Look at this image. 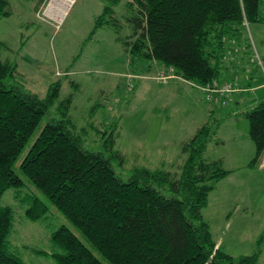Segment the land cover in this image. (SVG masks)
I'll return each instance as SVG.
<instances>
[{
	"label": "trees",
	"instance_id": "obj_1",
	"mask_svg": "<svg viewBox=\"0 0 264 264\" xmlns=\"http://www.w3.org/2000/svg\"><path fill=\"white\" fill-rule=\"evenodd\" d=\"M102 1L90 34L110 26L133 57L160 61L204 86L218 78L225 56L236 55V43L251 52L248 37L242 36L244 23H264V0ZM120 4L130 28L124 37L116 15ZM9 15V1L0 0V17ZM4 46L0 40V197L13 189L31 221L45 219L53 206L110 264H259L264 237L256 239L251 253L233 256L216 246L202 215L209 192L230 172L218 160L204 158L216 130L214 120L203 122L182 145L178 174L135 165L123 180L111 162L124 160L114 148V133L104 139L108 154L83 148L70 127L72 94L60 98L59 80L51 82L43 96L26 89L15 63L1 57ZM51 110L59 117L40 128L18 165L19 173L18 157ZM244 116L255 147L247 165L261 161L264 170V100ZM21 175L41 195L22 193ZM14 212L12 206L0 204V264H30L9 241ZM49 238L51 250L35 252L49 255L55 264H104L64 224L51 230Z\"/></svg>",
	"mask_w": 264,
	"mask_h": 264
},
{
	"label": "rangeland",
	"instance_id": "obj_2",
	"mask_svg": "<svg viewBox=\"0 0 264 264\" xmlns=\"http://www.w3.org/2000/svg\"><path fill=\"white\" fill-rule=\"evenodd\" d=\"M8 1L10 15L0 17V40L5 44L1 57L15 63L17 78L26 89L43 96L48 85L59 80L60 98L72 94L70 127L81 137L83 148L108 154L104 139L110 131L114 133V148L124 160L111 162L121 179L127 180L135 165L178 174L184 160L182 145L204 121L211 120L215 121L216 132L207 143L204 158L218 160L224 168L241 165L247 151L245 145L251 144L247 119L224 112L229 102L223 107L218 105L211 116L206 111V107L210 108L208 102L214 98L222 100L230 92L220 95L205 91L206 85L181 78L174 68L160 61L133 57L110 26L97 27L90 34L95 17L102 11V0ZM124 14L125 7L120 4L116 15L124 27L120 31L123 37L130 32ZM244 25L242 36L248 37L251 52L241 42L234 45L239 51L223 58L219 76L213 80L219 85L243 82L246 69L255 76L251 83L264 78V23ZM257 91L264 93V87ZM55 117L59 114L51 110L42 118L16 161L17 171L35 135ZM245 167L237 168L239 173L234 178L217 181L208 194V204L202 208L213 239L221 241L236 256L252 252L255 236L264 237V175L248 172L240 177L241 172H247ZM21 176L25 182L22 193L41 195ZM13 195V189L5 190L0 204L14 208L9 241L24 261L55 264L49 255L35 250L50 251V231L64 224L97 258L110 264L53 206L45 219L31 221L23 214L24 205ZM260 248L258 262L264 264V238Z\"/></svg>",
	"mask_w": 264,
	"mask_h": 264
},
{
	"label": "crops",
	"instance_id": "obj_3",
	"mask_svg": "<svg viewBox=\"0 0 264 264\" xmlns=\"http://www.w3.org/2000/svg\"><path fill=\"white\" fill-rule=\"evenodd\" d=\"M239 51V50H237ZM241 57V55H239ZM263 56H264V50H263ZM259 58H260V55H259ZM247 70V69H246ZM244 70L243 73H244V80L243 82H239L238 84L239 85H242V88L240 87V91L238 90V92L234 93V92H230L229 94L227 95H223L222 97V100L220 101L219 99H216L214 98V100H212V102H208L210 106V108H207L206 107V111L208 112V115L207 116H211L214 109H217V106L220 105V107H223V105H226L227 102L230 103L229 107H226V109L224 110V112L226 111H231L228 115L229 116H234L236 118H238L239 116H242L245 118L244 116V113L249 110L250 108H252L253 106H255L257 103H259L260 101L264 100V93L263 92H258L257 89H260L261 87H264V78L261 79L259 82H256V83H251V81L253 80V78L255 77L254 75L251 74V72H249L248 70L246 71ZM262 71L264 73V68H262ZM260 77H261V74H258ZM182 78V77H181ZM186 80V79H185ZM233 80V79H232ZM195 84V83H194ZM226 94V93H225ZM220 101V102H219ZM226 101V102H225ZM222 102H225L224 104H222ZM232 103V104H231ZM221 109V108H220ZM210 118V117H208ZM246 119V118H245ZM205 122V121H204ZM247 130H248V126H247ZM216 132V130H215ZM247 132V136H248V131ZM248 138L250 139V137L248 136ZM218 140H215V143H217ZM251 141V144L247 143L245 145L246 147V154L244 159H242V163L240 166H246L244 169H247L246 171L247 172H244L245 174H242L243 172H241L240 174L242 176L240 177H243V175H246L248 172H260V174L262 173L264 175V170L262 168V165L261 164H258V165H254V166H248L247 165V162L248 160L253 156L254 154V143L252 142V140L250 139ZM237 167V166H231V167H227L226 169H229L230 172L227 173L226 175H224L223 177H221L220 179H224V178H228L230 176H232V178H234L238 172V169L237 168H240ZM219 179V180H220ZM218 180V181H219ZM220 182V181H219ZM218 182V183H219ZM217 183V182H216ZM216 186V185H215ZM209 197V196H208ZM207 202H208V199H207ZM208 203H206L207 205ZM206 205L204 207H206ZM203 215V213H202ZM228 217V215H226V218ZM207 221V220H206ZM208 222V221H207ZM209 224V223H208ZM210 227V226H209ZM211 230V229H210ZM212 231V230H211ZM212 235H213V232H211ZM255 238V241H256V236L254 237ZM215 241V240H214ZM221 241H215L216 243V246H219L221 248H223L226 252H228L229 254L233 255V256H236L234 255L235 253H231L229 251L228 248H225L223 247L221 244H220ZM255 249V248H254ZM253 249V250H254ZM252 250V251H253ZM251 251V250H250ZM251 253V252H250ZM246 254V253H245ZM240 255V254H238Z\"/></svg>",
	"mask_w": 264,
	"mask_h": 264
},
{
	"label": "built area",
	"instance_id": "obj_4",
	"mask_svg": "<svg viewBox=\"0 0 264 264\" xmlns=\"http://www.w3.org/2000/svg\"><path fill=\"white\" fill-rule=\"evenodd\" d=\"M58 2V1H57ZM72 2V1H71ZM240 89V86L236 82L217 84L216 82H212L210 85H207L203 90H210L213 92H218L220 95L225 94L227 92L237 91ZM209 97V95H208Z\"/></svg>",
	"mask_w": 264,
	"mask_h": 264
}]
</instances>
